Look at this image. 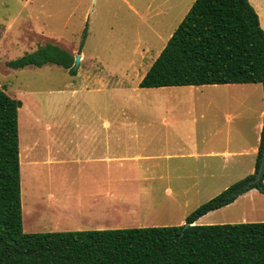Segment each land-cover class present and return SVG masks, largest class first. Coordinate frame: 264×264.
<instances>
[{
	"label": "rangeland",
	"instance_id": "374dc122",
	"mask_svg": "<svg viewBox=\"0 0 264 264\" xmlns=\"http://www.w3.org/2000/svg\"><path fill=\"white\" fill-rule=\"evenodd\" d=\"M194 1L0 0V88L22 103L18 110V149L23 230L29 228L31 233L75 231L48 229L52 223L60 221L40 209L37 202H44L46 191L54 189L58 182L56 166L47 170L46 165L40 163L46 157L45 138L52 145L48 152L59 155L62 129L65 128L81 125L161 127L164 125L161 121L163 109L157 101L161 94L202 95L195 101L182 102L179 109L184 113L196 111L202 118L196 117L195 123L189 118L175 119L170 126L182 124L200 131L211 126L214 111V119L222 118L229 107L221 98L222 87L202 90L139 87ZM254 1L264 18V2L249 0L256 12ZM45 43L57 45L72 56H80L78 65L75 68L73 65L75 75L55 64L23 69L7 67L8 61ZM27 179L30 180L28 185ZM34 184L39 186L32 189L30 186ZM148 184L157 186V183ZM230 185L218 179L199 182L197 195L193 189L189 191L188 214ZM181 209L178 207L173 215L171 224L174 226L178 225ZM156 215L166 216L164 213ZM251 222H264V193L256 189L208 213L197 225Z\"/></svg>",
	"mask_w": 264,
	"mask_h": 264
},
{
	"label": "trees",
	"instance_id": "16d2710c",
	"mask_svg": "<svg viewBox=\"0 0 264 264\" xmlns=\"http://www.w3.org/2000/svg\"><path fill=\"white\" fill-rule=\"evenodd\" d=\"M47 64L76 74L74 56L51 43L8 61L7 67ZM223 84H261L264 99V30L249 0H195L139 87ZM20 107V100L0 88V264H264V222L194 224L247 191L264 193V174L256 178L264 132L254 172L189 213L187 226L25 233Z\"/></svg>",
	"mask_w": 264,
	"mask_h": 264
},
{
	"label": "crops",
	"instance_id": "0c3cea01",
	"mask_svg": "<svg viewBox=\"0 0 264 264\" xmlns=\"http://www.w3.org/2000/svg\"><path fill=\"white\" fill-rule=\"evenodd\" d=\"M253 3L262 27L261 8L256 1ZM178 87H186L185 90L222 87L225 95L221 98L229 107L218 120L214 119L216 112L211 113L213 120L208 129L199 131L182 124L173 127L170 123L175 119L189 118L195 123L196 117L202 118L196 111L179 112L182 102L195 101L202 95L161 94L157 96L163 109L161 127L81 125L65 128L59 155L48 152L52 145L45 138L47 152L40 163L46 165L47 170L56 166L58 182L54 189L46 191L44 202H37L40 209L60 221L52 223L48 229L90 231L174 226L171 223L178 207L185 208L177 219L178 225H183L188 214L189 191L193 189L197 195L199 182L218 179L230 185L254 172L264 132L261 84L159 88L176 90L174 88ZM211 100L214 99L211 97ZM47 175L51 176L48 172ZM29 182L27 179L26 184ZM148 183H157V186ZM157 213L166 216L158 217ZM206 215L195 223L200 224ZM23 232L31 233L29 228Z\"/></svg>",
	"mask_w": 264,
	"mask_h": 264
},
{
	"label": "water",
	"instance_id": "95a60500",
	"mask_svg": "<svg viewBox=\"0 0 264 264\" xmlns=\"http://www.w3.org/2000/svg\"><path fill=\"white\" fill-rule=\"evenodd\" d=\"M79 61H80V56L79 55L74 56V68L78 65ZM262 174H264V133H263V149H262L261 161L258 168V172L256 174V178L257 179L260 178ZM185 226H187V224H185Z\"/></svg>",
	"mask_w": 264,
	"mask_h": 264
}]
</instances>
